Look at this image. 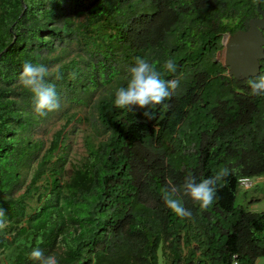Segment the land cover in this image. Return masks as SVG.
I'll return each mask as SVG.
<instances>
[{"label":"trees","instance_id":"1","mask_svg":"<svg viewBox=\"0 0 264 264\" xmlns=\"http://www.w3.org/2000/svg\"><path fill=\"white\" fill-rule=\"evenodd\" d=\"M259 11L264 0H0V264H34L37 247L59 264L264 257V209H250L257 198L246 193L264 175V96L247 84L264 74V58L249 77L219 58L223 36ZM138 57L180 81L149 116L114 107ZM170 58L175 73L163 68ZM25 61L53 72L58 111L34 115L18 83ZM77 131L84 154L70 160ZM225 167L206 210L183 197L193 216L181 219L164 205L168 178L182 185L192 172L199 182Z\"/></svg>","mask_w":264,"mask_h":264},{"label":"clouds","instance_id":"2","mask_svg":"<svg viewBox=\"0 0 264 264\" xmlns=\"http://www.w3.org/2000/svg\"><path fill=\"white\" fill-rule=\"evenodd\" d=\"M163 68L166 73L176 72V64L171 58L164 63ZM128 72L126 87H120L115 93L114 107L117 109L129 111L136 106L146 109L144 115L149 116L157 109V106H166L165 101L170 100L179 87L178 79L162 78V73L157 71L156 65L146 58H136L134 66ZM52 76L53 72L43 63L25 61L22 65L18 83L31 93L32 109L36 117H46L61 107L56 86L49 82ZM54 78L62 79L59 69L56 70ZM247 84L250 95L264 96V74L249 78ZM229 175L230 169L225 167L214 176L200 179L199 182L192 172H188L182 185H177L171 178H168L162 197L163 203L179 218L191 219L193 213L184 206L183 197H189L201 211L206 210L217 198L219 183ZM6 224L4 209L0 207V229H3ZM30 259L34 264H59L54 254L45 256L43 250L38 247L32 249Z\"/></svg>","mask_w":264,"mask_h":264},{"label":"water","instance_id":"3","mask_svg":"<svg viewBox=\"0 0 264 264\" xmlns=\"http://www.w3.org/2000/svg\"><path fill=\"white\" fill-rule=\"evenodd\" d=\"M259 12L262 15L261 18L249 19L246 30L235 31L225 42L226 55L223 64L228 67L229 73L234 77L255 76L259 69L258 61L264 58L262 50L264 37L261 33L264 29V12Z\"/></svg>","mask_w":264,"mask_h":264},{"label":"rangeland","instance_id":"4","mask_svg":"<svg viewBox=\"0 0 264 264\" xmlns=\"http://www.w3.org/2000/svg\"><path fill=\"white\" fill-rule=\"evenodd\" d=\"M224 38V48L222 49V51L219 53V58L220 60L224 63L225 62V51H226V47H225V42L228 41L229 37H226V35L223 36ZM55 125H53L54 127ZM53 127L51 126V124H49L47 126L48 129V133L53 129ZM84 125H81L80 128H83ZM82 132L81 131H77L75 135H73L71 137V141H70V152L68 154V158L71 160L72 158L74 159H79L81 157L82 154H84V149H83V145H82ZM262 179V180H261ZM255 184V188L253 190H249L247 191V197L251 196H255V198H257L256 200H254L253 202L250 203L251 207L250 209L253 210H263L264 209V175L261 176V178H256L254 183ZM245 198L242 193L239 191L237 196H236V202H244ZM160 261V260H159ZM254 264H264V257H260L257 258Z\"/></svg>","mask_w":264,"mask_h":264},{"label":"built area","instance_id":"5","mask_svg":"<svg viewBox=\"0 0 264 264\" xmlns=\"http://www.w3.org/2000/svg\"><path fill=\"white\" fill-rule=\"evenodd\" d=\"M240 183L243 188H248L252 185V180L249 177H243L240 179ZM229 264H238L235 260H231Z\"/></svg>","mask_w":264,"mask_h":264},{"label":"bare ground","instance_id":"6","mask_svg":"<svg viewBox=\"0 0 264 264\" xmlns=\"http://www.w3.org/2000/svg\"><path fill=\"white\" fill-rule=\"evenodd\" d=\"M224 38V37H223ZM222 38V42H224V39Z\"/></svg>","mask_w":264,"mask_h":264}]
</instances>
